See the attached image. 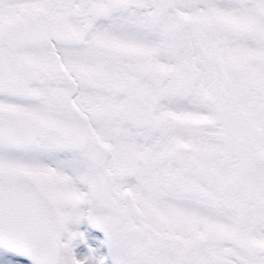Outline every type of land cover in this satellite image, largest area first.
Wrapping results in <instances>:
<instances>
[{"label": "snow or ice", "instance_id": "1", "mask_svg": "<svg viewBox=\"0 0 264 264\" xmlns=\"http://www.w3.org/2000/svg\"><path fill=\"white\" fill-rule=\"evenodd\" d=\"M0 264H264V0H0Z\"/></svg>", "mask_w": 264, "mask_h": 264}]
</instances>
